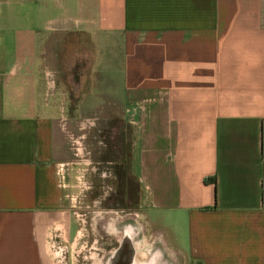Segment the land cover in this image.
Wrapping results in <instances>:
<instances>
[{
  "label": "crops",
  "instance_id": "crops-1",
  "mask_svg": "<svg viewBox=\"0 0 264 264\" xmlns=\"http://www.w3.org/2000/svg\"><path fill=\"white\" fill-rule=\"evenodd\" d=\"M95 79L122 200L194 264H264V0H0V264H74L63 106Z\"/></svg>",
  "mask_w": 264,
  "mask_h": 264
},
{
  "label": "rangeland",
  "instance_id": "rangeland-1",
  "mask_svg": "<svg viewBox=\"0 0 264 264\" xmlns=\"http://www.w3.org/2000/svg\"><path fill=\"white\" fill-rule=\"evenodd\" d=\"M63 81L69 84L64 78ZM94 82L95 90L98 91L93 97L94 106H63V113L71 114L74 119L66 129L65 157L69 168L64 179L65 202L77 231V237L72 245L74 264L97 263L91 258L96 256L92 254L94 252L92 247L100 248L102 251L104 248L109 251L116 248V239L106 231L107 225L112 222L115 228L139 227L145 237L142 248L158 254L157 264H194L153 232L141 213L130 206L127 200L120 199V189L109 200L106 196L98 200L103 193H110L108 190L110 181L100 176L106 172L102 171L105 163L99 162L98 166L93 164L99 168L95 170L91 168L92 161L98 162L108 153L111 159L110 153L120 152L123 147L128 148L129 144L122 142L117 102H110L108 96L100 94V80L95 79ZM102 101L104 102L101 103ZM104 103L107 105H103ZM89 186L94 187L89 189ZM104 256L107 257L108 254Z\"/></svg>",
  "mask_w": 264,
  "mask_h": 264
},
{
  "label": "flooded vegetation",
  "instance_id": "flooded-vegetation-1",
  "mask_svg": "<svg viewBox=\"0 0 264 264\" xmlns=\"http://www.w3.org/2000/svg\"><path fill=\"white\" fill-rule=\"evenodd\" d=\"M122 150V149H121ZM124 151H120V152H112L110 153L111 155V159L109 158V153L108 155H105L103 157H99L100 160L98 162L96 161H92V169L95 170H99L98 165H100L99 162H102L101 164L105 163L104 166H102V171L106 172L103 175V177H106L109 179L110 183V187H108V190L110 191V193H103V195H100V199L104 198L106 196V199L109 200L110 197L112 195L115 194L116 191H121V200H122V196H123V190L126 191L127 189V185H128V180H126V175L124 172V157H123V153ZM121 155V156H120ZM121 159V160H119ZM93 164H95L96 166H93ZM94 186H89L88 188L93 189ZM116 196V195H115ZM115 232V231H114ZM113 230H110V233H114ZM140 236H141V231L139 229V227H125L123 228V231L121 233H119V238L114 237V239H116V243L117 246L116 248L112 249L111 251H109L107 248L100 249V248H93V254L96 255L93 257L92 260L96 261L97 263L93 264H113L112 260L114 257L119 256V258L121 260L124 261V257H130L132 258V260L125 262L124 264H129L131 262V264H156V258H154L153 254L151 253V251H148L149 253V257L147 259H139L137 255L138 253V246L140 247ZM139 241V242H138ZM96 251V252H95ZM134 252V255L132 256ZM147 252V251H146ZM132 253V254H131ZM104 254H108V259L106 256H104ZM90 258V257H89ZM107 259V261H105ZM102 260L105 261V263L101 262Z\"/></svg>",
  "mask_w": 264,
  "mask_h": 264
},
{
  "label": "bare ground",
  "instance_id": "bare-ground-1",
  "mask_svg": "<svg viewBox=\"0 0 264 264\" xmlns=\"http://www.w3.org/2000/svg\"><path fill=\"white\" fill-rule=\"evenodd\" d=\"M113 223V222H112ZM112 223H109L108 225H107V228H106V231L108 232V234L109 235H111L112 237H116V236H119V233H121L122 231H123V228H127V227H129V226H122V228H115L114 226H113V224ZM130 227H132V226H130ZM113 230V232H114V234H111L110 233V230ZM141 230V229H140ZM132 254V253H131ZM153 254V256H154V258H156V264L158 263V254L157 253H152ZM155 254V255H154ZM134 255V252H133V254H132V256ZM132 260V258H130V257H124V261L123 260H121L120 258H119V256H116V257H114L113 258V260H112V263L113 264H124L125 262H128L129 260ZM130 260V261H131ZM129 264H131V262L129 263Z\"/></svg>",
  "mask_w": 264,
  "mask_h": 264
}]
</instances>
